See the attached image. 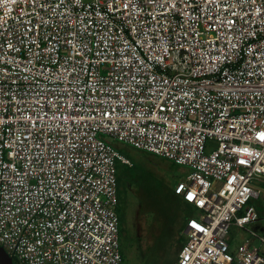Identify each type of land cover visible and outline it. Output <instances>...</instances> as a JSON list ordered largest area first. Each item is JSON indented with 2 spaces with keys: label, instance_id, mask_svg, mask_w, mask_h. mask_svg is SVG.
Returning <instances> with one entry per match:
<instances>
[{
  "label": "built area",
  "instance_id": "2783aa9c",
  "mask_svg": "<svg viewBox=\"0 0 264 264\" xmlns=\"http://www.w3.org/2000/svg\"><path fill=\"white\" fill-rule=\"evenodd\" d=\"M261 134L264 0H0V245L17 264H123L130 161L105 136L192 170L174 264H264L247 229L264 225ZM232 226L251 233L235 250Z\"/></svg>",
  "mask_w": 264,
  "mask_h": 264
},
{
  "label": "rangeland",
  "instance_id": "374dc122",
  "mask_svg": "<svg viewBox=\"0 0 264 264\" xmlns=\"http://www.w3.org/2000/svg\"><path fill=\"white\" fill-rule=\"evenodd\" d=\"M105 139L125 157L133 161L140 157L138 156L140 151L131 145L111 136H105ZM143 156L148 155L144 153ZM155 157L152 154L144 159L146 165L156 172L144 179L143 184H137V181L133 180V191L129 194V198L137 200L142 208L138 209L137 203L132 205L130 202L132 206L127 211L125 231L120 235L121 248L126 250L123 264H173L185 241L180 231L181 226L188 217L197 216V210L192 204L181 202V208L178 209L179 199L172 193L177 183L185 180L192 170L188 166L177 164L169 159L155 160ZM117 162L120 164V161ZM260 186L261 196L249 202L250 205L258 208L264 207V183ZM136 188L141 190L139 191L141 195L138 193L137 196ZM247 229L257 232L260 236L264 235V225L261 223H251L247 225ZM230 235L232 250L251 237L248 230L239 229L237 226L231 227ZM251 243L259 244V239L254 238Z\"/></svg>",
  "mask_w": 264,
  "mask_h": 264
},
{
  "label": "trees",
  "instance_id": "16d2710c",
  "mask_svg": "<svg viewBox=\"0 0 264 264\" xmlns=\"http://www.w3.org/2000/svg\"><path fill=\"white\" fill-rule=\"evenodd\" d=\"M135 149L140 151L139 154H138V156H140V157H138V160H134L133 161L132 159H129L126 156L129 159L130 163H125V162L121 161L120 159H118L117 161H120V164H121V166H120V164H118V162H116L117 178H118L117 212H118L119 219H120V235L123 234L124 231H125V221H126V218H127L128 208L131 207L133 204L137 203V200H130V198H129V194L133 191V183L135 181H137V184H139V183L143 184L144 183V179L148 178L149 175H151L154 172H156V171H153V169L151 167H148L146 165V161H145L144 158L145 157H150V155L153 154V155L156 156L154 158L155 160H157V159H162V160L167 159V158H165L163 156L157 155V154L152 153V152L147 151V150H143V149H139V148H135ZM140 153H142V154H140ZM144 153L147 154L148 156L144 157L143 156ZM151 160L153 161V159H151ZM133 180H134V182H133ZM139 191H141V190H139L137 188L135 189V193L137 194V196H138ZM172 193H173V195L176 198L179 199V203L177 204V208L178 209L181 208V202H184L186 204L187 203L191 204V203L187 202L186 200H184V198L180 194L176 193L175 188L172 191ZM139 194L141 195V193H139ZM130 202L132 203V205H131ZM137 205H138V209L142 208L141 205H139L138 203H137ZM259 210L262 212L261 207H259ZM241 212H243V211H241ZM159 214H161L160 211H159ZM186 223H187V220L181 226L180 231L183 230V228L185 227ZM121 252H122V257H123V261H124L125 258H126V250L121 248ZM14 261L17 264V260L14 259Z\"/></svg>",
  "mask_w": 264,
  "mask_h": 264
},
{
  "label": "water",
  "instance_id": "95a60500",
  "mask_svg": "<svg viewBox=\"0 0 264 264\" xmlns=\"http://www.w3.org/2000/svg\"><path fill=\"white\" fill-rule=\"evenodd\" d=\"M0 264H16L13 257L0 245Z\"/></svg>",
  "mask_w": 264,
  "mask_h": 264
},
{
  "label": "crops",
  "instance_id": "0c3cea01",
  "mask_svg": "<svg viewBox=\"0 0 264 264\" xmlns=\"http://www.w3.org/2000/svg\"><path fill=\"white\" fill-rule=\"evenodd\" d=\"M261 189H262V188H261ZM261 194H262V193H261ZM253 206H254V205H253ZM255 208L259 211V213H261L262 215H264V213H263V212H264V207H263V206L261 207L262 212L259 210L258 207L255 206ZM188 218H189V217H188ZM188 218H187V219H188ZM177 255H178V254H177Z\"/></svg>",
  "mask_w": 264,
  "mask_h": 264
},
{
  "label": "snow or ice",
  "instance_id": "6c2138e0",
  "mask_svg": "<svg viewBox=\"0 0 264 264\" xmlns=\"http://www.w3.org/2000/svg\"><path fill=\"white\" fill-rule=\"evenodd\" d=\"M260 139H264V134H261ZM241 163H244V161H241ZM188 199H192V196L189 195Z\"/></svg>",
  "mask_w": 264,
  "mask_h": 264
}]
</instances>
